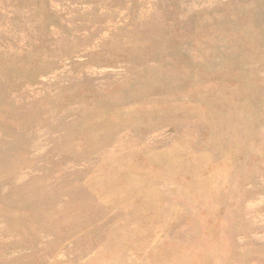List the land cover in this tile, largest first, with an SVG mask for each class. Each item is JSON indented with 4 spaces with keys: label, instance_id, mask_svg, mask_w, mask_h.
I'll list each match as a JSON object with an SVG mask.
<instances>
[{
    "label": "rangeland",
    "instance_id": "374dc122",
    "mask_svg": "<svg viewBox=\"0 0 264 264\" xmlns=\"http://www.w3.org/2000/svg\"><path fill=\"white\" fill-rule=\"evenodd\" d=\"M0 264H264V0H0Z\"/></svg>",
    "mask_w": 264,
    "mask_h": 264
}]
</instances>
